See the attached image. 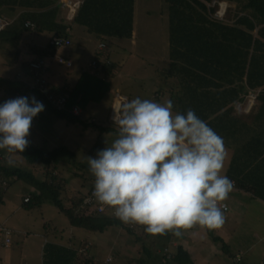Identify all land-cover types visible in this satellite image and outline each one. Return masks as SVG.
Segmentation results:
<instances>
[{
  "label": "trees",
  "instance_id": "16d2710c",
  "mask_svg": "<svg viewBox=\"0 0 264 264\" xmlns=\"http://www.w3.org/2000/svg\"><path fill=\"white\" fill-rule=\"evenodd\" d=\"M212 1L166 0L170 9L171 50L169 65L161 71V75L177 79L175 111L186 114L188 109L194 110L232 150L226 176L234 182V187L264 202V0H218L215 5ZM221 1L227 3V9L223 17L214 16L220 9ZM59 5L57 0H0V8H24L17 19L0 30V39L8 43L9 48L16 47L19 51L23 46L28 47L26 51L32 54L28 62L37 65V69L31 72L34 81L41 74L55 97L69 94L65 108L58 109L41 93L58 118L69 124L97 126L89 119H82L81 109L89 103L99 102L102 97L99 89L104 84L109 85L118 65L97 54L94 71L83 68L78 84L56 92L45 76L43 57L48 49H52L53 58L72 66L71 59L57 53L69 46L56 47L51 42L43 48L27 42L23 36L26 31H50L54 36L69 38L67 20L58 19ZM135 5L136 0H83L70 20L98 37L128 39L134 34ZM28 21L33 22L34 27L28 26ZM32 84L31 81L28 84L25 78L0 77V86L10 88V93L0 98V105L9 99L27 97L30 92H40ZM252 94L255 95L254 101L245 110ZM76 105L78 113L73 109ZM100 127L103 131H117L110 123L100 124ZM64 151L71 152L67 147L60 146L46 153L43 148L29 143L24 152H17L33 165L32 170H28L2 162L5 151L0 150V207L5 204L4 192H1L3 184L24 180L38 190L30 193L31 196L26 197L28 200L25 198V207L41 206L44 201L50 200L74 229L83 230L81 234L86 243L73 238V232L66 242H63L65 238L61 233H57L56 241H46L41 264H115L107 262L104 259L108 258L106 255L100 257L90 246V242L98 240L96 234L109 232L114 226L135 236L141 229L142 234L136 236V240L143 243L142 251L151 260L155 246H148L146 237L152 238L154 243L153 237L157 242L163 234L150 235L145 226L124 223L114 212L100 213L97 204L91 206L87 203L94 183L87 195L74 198L70 206L63 203L61 192L68 182L57 174L55 164L58 155ZM207 231L216 241H224L215 235L216 229ZM87 232L93 234L89 240L85 236ZM81 248L83 253L79 251ZM158 259L161 261L159 264H195L190 252L181 244L177 245L176 252H167Z\"/></svg>",
  "mask_w": 264,
  "mask_h": 264
},
{
  "label": "rangeland",
  "instance_id": "374dc122",
  "mask_svg": "<svg viewBox=\"0 0 264 264\" xmlns=\"http://www.w3.org/2000/svg\"><path fill=\"white\" fill-rule=\"evenodd\" d=\"M213 1L214 4L215 1ZM221 2L220 4L227 9V3ZM169 14V4L166 0H136L134 23L136 36L122 40L120 45L115 47V51H113L112 44L104 49L113 60L115 54V63L118 65L115 82H110L108 86L104 84V87L99 89L102 96L99 102L87 104L82 114V119H89L91 116L89 122H94L97 126L67 124L65 120L55 116L45 100L39 98L45 110L33 119L27 139L30 144L43 148L46 153L60 146H65L71 151L61 152L55 164L57 174L68 182L66 189L61 192V199L65 205L70 206L74 198L88 194L94 183V177L90 173L87 157H95L98 150L106 147V141L111 144L116 138L115 130L103 131L100 124L110 123L111 126H115L112 110L115 107L114 97L117 92L126 93L131 96V99L140 97L161 103L170 99L173 101V111L176 113L174 94L177 93V79L161 75V71L170 62ZM79 27L84 29L82 26ZM32 35L37 36L39 43L43 46H47L54 36L50 31L33 33L26 31L23 34L27 42L34 40ZM96 40L89 47L91 59L96 54L98 44ZM74 48V46H69V50ZM22 52L16 47L9 48V44L0 39V77L9 79L17 77L21 65L29 63L30 57L32 58L29 51L23 50ZM19 55L20 58H18ZM73 68L60 63L56 58L53 61L52 72L61 76L63 85L64 83L69 85L70 82L76 85L82 69L73 70ZM58 86L60 92L66 89L62 85ZM65 95L69 94L65 93ZM116 99H119L117 95ZM225 149L224 168L226 169L231 160L232 150L227 146ZM3 151L5 154L9 153L6 150ZM21 159L28 165L26 169L32 170L33 165L24 158L21 157ZM7 184H3L1 192L7 187L5 193L8 191L6 194L8 204L2 209L0 217L13 214L12 222L17 225L19 231H12L11 242L8 244L5 243L4 233L0 234V264H25V262L41 264L44 244L46 241H56L57 233L64 236L63 242L67 241L72 232L79 242L86 241L84 235H81L83 230L74 229L67 217L50 200L44 201L41 206L25 207V197L38 191L34 186L24 180H16L8 186ZM233 195L232 193L231 196ZM247 195L240 198L241 204L235 200L233 207L230 205V212L224 213L227 218L224 221L227 223L216 228L215 235L222 237L224 241H216L206 228L198 225L184 231L180 237L171 232L160 236L157 242L153 237L156 244L152 242V238L146 237V240L148 239L146 244L155 246L153 253L156 259L152 257L150 260L142 251L143 243L136 240V236L142 234L141 229L135 236L128 234L123 228L119 229L114 226L109 232L96 234L95 237L97 236L98 240H92L90 246L100 257L106 255L108 258L104 259L115 264H159L161 261L158 258L167 252H176L179 244L190 252L195 264H264V203L252 198L248 193ZM229 199L230 197L227 201ZM106 212H113V210L109 211L106 208ZM230 219L231 222H229ZM88 234L87 240L93 235ZM79 251L83 253V248ZM85 252L87 253L84 249ZM86 253V257L89 258ZM169 264L177 263L170 262Z\"/></svg>",
  "mask_w": 264,
  "mask_h": 264
},
{
  "label": "clouds",
  "instance_id": "9594fccd",
  "mask_svg": "<svg viewBox=\"0 0 264 264\" xmlns=\"http://www.w3.org/2000/svg\"><path fill=\"white\" fill-rule=\"evenodd\" d=\"M173 101L136 97L114 107L116 138L87 157L92 196L124 223L150 235L180 237L200 226L224 223L234 182L223 174V138L194 110L174 113ZM45 110L34 96L0 105V150L24 152L33 119Z\"/></svg>",
  "mask_w": 264,
  "mask_h": 264
},
{
  "label": "crops",
  "instance_id": "0c3cea01",
  "mask_svg": "<svg viewBox=\"0 0 264 264\" xmlns=\"http://www.w3.org/2000/svg\"><path fill=\"white\" fill-rule=\"evenodd\" d=\"M62 1L63 0H57V3H60V5H59L60 10L58 11V19L59 18H62V19L64 18L65 20H67L66 23H67V25H69V30H68L69 38L72 40V43H73L72 46H74L75 48L72 49V50H69V47L63 48L62 50L59 49L57 51V53H58L59 56L65 57L67 59H71L73 61L72 66H68V67L69 68L75 67V68H73V70H75L77 68L83 69V67H84L85 70L94 71V68H93L92 64L94 63L97 54L102 55L105 59L108 58L110 62L112 61L115 64V54H114V60H113L111 58V55L105 53L104 49L107 48V46L109 44H112L113 51H115V47H117L118 45H120V42L122 40H124V39L109 38V37H104V36L103 37H97L95 34L89 33L85 28L82 29L81 27H79L81 25L72 23L70 19L74 15L72 17L69 16L70 7L69 6H65V7L61 6L62 5L61 4ZM23 11H24V8H21V7H17L15 9H12V8L9 9L7 7H2V8H0V13H1L0 18L3 19V20H5L8 23V22H11V21H14L15 19H17L18 15H20ZM31 33H33V32H31ZM133 35H135V31H134V34ZM32 36H33L34 40L32 42H29L28 41L29 43L34 44V45H37L39 47H43V48L47 47V46H43L41 43H39L37 36H35V35H32ZM95 39H97L96 40L97 41L96 43H98V44H97V48H96V51H95L96 54H95L94 58L91 59V51H90L89 47H90V45H92V43H93V41ZM50 43H51V41H50ZM102 43L105 45V47H103V48L100 47V45ZM25 49H26V47L23 46L20 49V51L21 52L23 50L26 51ZM121 50H123V48ZM46 52L47 53H46L45 57H43V59L45 61L44 62L45 65L42 66V67H43V70H46L45 76L49 80V83L52 86V88L56 92H58L60 90V87L58 85H62V87L66 88V89H71L72 87H74V85H73L72 82H70L69 85H67L65 83L63 85L62 84L61 76L60 75L57 76L55 73L52 72L53 61L55 60V58H53V56H52L54 50L48 49ZM22 55H23V52H22ZM18 58H20V55H19ZM36 66L37 65L35 63L30 64V62L27 63V64H22L21 65L20 73L17 74V77L16 78L17 79H19V78H21V79L25 78L26 81L28 82V84H29L30 81L33 82V84H34V77H32L33 74H31V72L34 71V69H37ZM110 82L111 83H114L115 82V70H114V73H113V76H112ZM33 84L31 86H33ZM8 92L10 93V88H7V86L4 85V86L0 87V98H5L6 97L5 94H7ZM118 94L127 96L128 98H130V100H132L131 99V96H129L126 93L117 92L116 95H118ZM116 95L114 97V99L116 100L115 101V106H116L117 100H118V99H116ZM33 96L38 101H39V98H42L43 100H45L44 97L41 96V93L40 92H30L27 95V97L30 100H31V98ZM45 102H46V100H45ZM95 103H98V102H95ZM47 105H48V103H47ZM48 107H49V105H48ZM83 110L84 109H81V116L83 114ZM113 113H114V108L112 110V118H113ZM90 118H91V116L89 117V119ZM67 124H69V123H67ZM15 154H16L15 152L14 153L13 152H9L8 154H5V160H6V162H5L4 158L1 161L7 163L8 166H11V167H20V168L26 169L28 167V165H26L24 162L21 161L22 159H21L20 155H15ZM226 172H227V168L226 169L224 168L223 169V174L226 175ZM8 185L9 184H7V186ZM5 190H7V187H6V189L3 188L4 197H5V204L0 207V214L2 212V209H4L7 206V204H8L7 197H6V194H7L8 191H6V193H5ZM233 190H235V191H232L229 194V197H230L229 201H227V200L224 201V203H227V205L229 206L228 211H224V213L225 212H230V209H231L230 207L231 206L233 207V205H234L233 203H234L235 200H237V203L241 204L242 203V200L240 198L242 196L243 197L248 196L246 192L239 190L237 187H234ZM232 193L234 194L233 196H231ZM232 197L234 198V200H231V199H233ZM238 197H239V199H236ZM256 200H258L260 202H263L260 199H256ZM12 219H13V214L10 215V216L0 217V234L1 233H4L5 243H6V239L9 238V237H10V242H11V236L13 234V232H12L13 230L14 231L18 230L19 231V229H17V225H15V223L12 222ZM225 220H227V218H225ZM229 222H231V219L229 220ZM224 223H227V222L224 221ZM4 228H8V230H10V234L9 235H7V233L3 231ZM85 236H89V235L86 234ZM76 237H77L76 235L73 236V238H76ZM187 237H191V236H187ZM10 242H8V243H10ZM8 243H6V244H8ZM25 264H32V263L25 262Z\"/></svg>",
  "mask_w": 264,
  "mask_h": 264
},
{
  "label": "built area",
  "instance_id": "2783aa9c",
  "mask_svg": "<svg viewBox=\"0 0 264 264\" xmlns=\"http://www.w3.org/2000/svg\"><path fill=\"white\" fill-rule=\"evenodd\" d=\"M82 1L83 0H63L61 2V4H62L61 6H63V7L69 6L70 7L69 16L72 17L76 13V11L79 8V6L82 3ZM214 1H213L214 4L212 3V5H215L218 2V0H214ZM220 3H222V2H220ZM225 11H226V7L221 5L220 9L216 12L217 17H223ZM6 24H7V22L0 18V30ZM27 25L31 26V27H34V23L30 22V21L27 22ZM51 42L56 47L71 46L72 45V42H71V40L69 38L59 37L57 35L52 38ZM100 47L103 48V47H105V45L102 43L100 45ZM62 61H64V60H62ZM34 84L35 85H33V87L35 86L38 89V91H40V93L44 94L46 96V98L51 100L52 104L55 107H57L58 109H64L65 108V104H66L67 98H68L67 95L55 97V95L53 94V92L50 89V86L47 84V80L45 79V77L43 75H41V74L37 75V77H36V79L34 81ZM117 96L119 97V99L117 100V104H116L115 107H119L122 103L130 101V98H128L127 96H124V95H121V94H118ZM254 98H255V95L252 94L250 96V100H249L248 105H247V107H248L247 110L251 107V105H252L251 102L254 101ZM73 109H74V112H76V113L79 112V108L77 106H74ZM113 115H114V113H113ZM26 200H28V198H26ZM87 203L90 204L91 206H94V205L97 204V210L100 213H104V214L106 212V208H108V207L101 208V206L98 205L99 203H96V200L92 196V193L88 197ZM222 205L225 206L224 210L228 209V205L226 203L222 202ZM108 209H109V211H111L110 208H108ZM4 230L6 231L7 235L10 234V230H8L7 228H4ZM9 241H10V237L7 238V242H9Z\"/></svg>",
  "mask_w": 264,
  "mask_h": 264
}]
</instances>
